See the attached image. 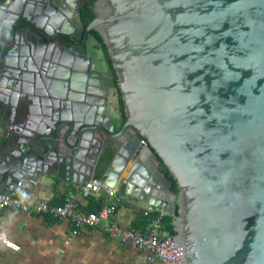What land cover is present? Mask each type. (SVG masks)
Instances as JSON below:
<instances>
[{
  "label": "water",
  "instance_id": "1",
  "mask_svg": "<svg viewBox=\"0 0 264 264\" xmlns=\"http://www.w3.org/2000/svg\"><path fill=\"white\" fill-rule=\"evenodd\" d=\"M31 10L25 0L0 4V194L44 178L81 187L110 155V184L147 183L146 209L172 218L181 264H264V0H95L86 30L100 35L118 89L110 74L92 81L100 98L79 111L64 104L65 83L53 92L21 80L33 78L16 58L23 34L41 45L53 34ZM93 41L98 51L80 48L95 56L90 70H102L99 57L109 71ZM28 85L48 96V117L35 127Z\"/></svg>",
  "mask_w": 264,
  "mask_h": 264
},
{
  "label": "crops",
  "instance_id": "2",
  "mask_svg": "<svg viewBox=\"0 0 264 264\" xmlns=\"http://www.w3.org/2000/svg\"><path fill=\"white\" fill-rule=\"evenodd\" d=\"M5 1L7 0H0V4ZM8 1L12 6L13 0ZM32 101L30 104L33 118L40 119L41 109L48 106L47 101L45 99L39 102ZM110 101L113 102L110 98L108 104H111ZM112 104L114 105V102ZM4 135L5 129L0 122V148L3 146ZM144 155L142 153L143 162L141 166L139 165L141 169L138 170L136 167L138 172L142 173L150 169L148 159L145 160ZM109 161L110 155L101 158L95 165L90 178H100L108 186L114 187L110 184L106 172ZM123 176H125V170L119 181L123 180ZM25 184L26 182L21 180L22 190ZM118 184L116 188L120 186L119 204L111 221H115L124 228H144L147 218L143 216V212L148 211L146 209L147 183L136 180L134 183ZM68 191H72L75 200L80 205H85L89 211L96 209L99 205L95 199L86 202L76 194L75 187L71 183L55 178L42 179L33 189L24 193V196L32 201L46 200L51 204H61ZM16 192H20V189ZM0 229L6 231L10 238L20 246V250L16 253L0 250V264H157L156 262L147 263L143 253L118 244L97 228L84 230L79 236L69 238V225L64 220L59 221L16 210H5L0 213Z\"/></svg>",
  "mask_w": 264,
  "mask_h": 264
},
{
  "label": "flooded vegetation",
  "instance_id": "3",
  "mask_svg": "<svg viewBox=\"0 0 264 264\" xmlns=\"http://www.w3.org/2000/svg\"><path fill=\"white\" fill-rule=\"evenodd\" d=\"M94 2L95 0H50L49 2H47V0H25V4L27 3L32 8L31 19L36 21L39 25L43 24V27H46V30L53 34L50 35L49 43L41 45L32 39L30 34L24 33L22 36L24 42L21 45L19 55L16 57L21 63L22 61L24 62L25 69H35V72L31 71L33 73V78L31 80L29 77L23 76L21 77L22 81H27V83L31 82L34 83V85L37 83L43 86L48 83L51 85V88L54 89L53 92H58L57 87H59V84L65 83L68 90L66 94H63L64 104L70 109L77 111L82 109L87 102H93L95 98H100V96L89 89L93 88L95 85L92 81L99 79L106 82L110 74L114 81L115 88L118 89L117 76L112 68V63L100 35L94 30H86L87 25L94 16L88 20L83 12L85 8H89L93 13L92 9ZM76 11H78L79 21L77 20ZM38 13L44 15L41 20L36 19ZM44 18H46L45 24L43 22ZM65 22L68 23L66 27L63 26ZM63 32H67L70 35H66ZM93 39L97 40V43L100 44L109 71L104 68L102 60L99 57H97V59L100 64L99 67H101L102 70L98 72H92L90 70L88 56L82 54L80 48L81 46H85L86 43H90L92 49L98 51L97 44L94 43ZM27 70H25L24 73L27 72ZM71 84L79 89L75 91L70 90L69 92V86ZM82 86H85L87 90L82 91ZM37 90L38 87H32L30 90L28 88L25 93H34V95H37V93L35 94ZM55 95H59V93H55ZM40 98L46 101L48 100L47 95H41ZM110 98L115 103L114 106L112 104L113 102L110 101L111 104L109 105L111 107V112L113 114L115 112L117 115L119 111L121 112L119 106L121 97L118 90H112V92L106 96L107 100H110ZM30 102L31 101H29V103ZM18 108L21 109L20 104ZM48 108L49 107L46 106L41 109V118L47 116ZM19 113L20 111L18 110V114ZM30 116L32 119H35L33 118V110L30 111Z\"/></svg>",
  "mask_w": 264,
  "mask_h": 264
},
{
  "label": "built area",
  "instance_id": "4",
  "mask_svg": "<svg viewBox=\"0 0 264 264\" xmlns=\"http://www.w3.org/2000/svg\"><path fill=\"white\" fill-rule=\"evenodd\" d=\"M143 142V141H142ZM144 143V142H143ZM21 188V183L17 184ZM76 194L86 202L95 199L98 207L87 210L75 200L72 191L66 193L61 204H51L46 200L32 201L20 192H7L0 194V213L5 210H16L33 215H41L59 221H66L69 225L68 237L73 238L87 229H99L111 240L145 255L147 263L181 264L183 255L177 252L169 234L163 230L162 215H151V211L143 212L147 218L143 229L133 227L124 228L115 221H111L119 204V193L115 187H110L100 178H89L81 187L75 188ZM18 252L20 246L16 244L9 234L0 229V250Z\"/></svg>",
  "mask_w": 264,
  "mask_h": 264
},
{
  "label": "trees",
  "instance_id": "5",
  "mask_svg": "<svg viewBox=\"0 0 264 264\" xmlns=\"http://www.w3.org/2000/svg\"><path fill=\"white\" fill-rule=\"evenodd\" d=\"M83 13H84V16H86L88 20H90L94 16L89 8H85ZM119 106H120L121 112H122L123 107H122L121 99L119 100ZM159 169L171 181L170 191L172 193H176L177 188H176L175 182L173 181L172 177L170 176V174L167 172V170L165 169V167L161 163H159ZM151 215L156 216V215H158V212H152ZM161 224H162L163 230H165L169 235L174 236L175 233L173 231L172 218L171 217L162 216L161 217ZM141 229H143V228H141Z\"/></svg>",
  "mask_w": 264,
  "mask_h": 264
},
{
  "label": "bare ground",
  "instance_id": "6",
  "mask_svg": "<svg viewBox=\"0 0 264 264\" xmlns=\"http://www.w3.org/2000/svg\"><path fill=\"white\" fill-rule=\"evenodd\" d=\"M39 25V24H38ZM68 25V23L67 22H65L64 23V27H66ZM46 48V47H45ZM67 49V48H66ZM94 58H95V56L94 55H92V56H88V60L91 62V61H93L94 60ZM31 62V61H30ZM25 71V70H24ZM24 71H20V73H24ZM28 71V70H27ZM31 71V70H30ZM34 72H35V69L33 70ZM43 72H44V68H43ZM33 74V73H32ZM101 81V80H100ZM29 83V82H28ZM31 84V83H30ZM41 86V85H40ZM46 86V85H45ZM30 87L31 86H27V87H25L24 88V90L26 91L28 88H29V90H30ZM79 89V88H78ZM37 93V92H36ZM35 93V94H36ZM33 94V95H32ZM27 95L31 98V100H34L35 102H39L40 100H41V98H40V96L41 95H39L38 93H37V95H34V93H31V94H28L27 93ZM98 101V100H97ZM48 117V115L47 116H45V117H42V118H47ZM39 121H41V118L38 120L37 118L36 119H33V124H32V126L31 127H35L36 125H38L39 124Z\"/></svg>",
  "mask_w": 264,
  "mask_h": 264
},
{
  "label": "rangeland",
  "instance_id": "7",
  "mask_svg": "<svg viewBox=\"0 0 264 264\" xmlns=\"http://www.w3.org/2000/svg\"><path fill=\"white\" fill-rule=\"evenodd\" d=\"M114 105H115V103H114ZM113 111H115V110H113ZM115 113V112H114ZM116 114V113H115Z\"/></svg>",
  "mask_w": 264,
  "mask_h": 264
}]
</instances>
